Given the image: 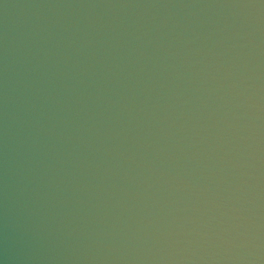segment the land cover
<instances>
[{
	"label": "water",
	"instance_id": "95a60500",
	"mask_svg": "<svg viewBox=\"0 0 264 264\" xmlns=\"http://www.w3.org/2000/svg\"><path fill=\"white\" fill-rule=\"evenodd\" d=\"M0 264H264V0H0Z\"/></svg>",
	"mask_w": 264,
	"mask_h": 264
}]
</instances>
